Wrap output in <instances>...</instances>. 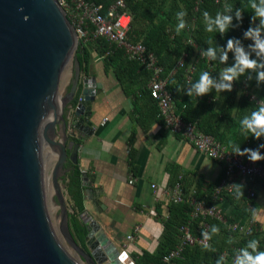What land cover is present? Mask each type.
I'll return each instance as SVG.
<instances>
[{"label": "water", "instance_id": "water-1", "mask_svg": "<svg viewBox=\"0 0 264 264\" xmlns=\"http://www.w3.org/2000/svg\"><path fill=\"white\" fill-rule=\"evenodd\" d=\"M78 43L58 0H0V264H136L88 211L86 247L70 229L68 161L78 163L79 140L94 132L98 91L82 76ZM82 184L90 186L86 172Z\"/></svg>", "mask_w": 264, "mask_h": 264}, {"label": "crops", "instance_id": "crops-1", "mask_svg": "<svg viewBox=\"0 0 264 264\" xmlns=\"http://www.w3.org/2000/svg\"><path fill=\"white\" fill-rule=\"evenodd\" d=\"M104 58L95 51L88 73L82 72L83 77H95L98 91L89 116L94 132L79 140L77 167L87 173L90 182L89 187L83 185L85 210L98 221L115 245L128 252L129 258L138 264L137 259L144 252L157 254L162 247H172V226H177L187 216L186 206L173 204L170 198L179 175H182L187 195L212 200V187L221 179L223 168L218 160L200 151L181 135L171 132L164 124L158 106L148 96L149 75L146 69L131 63L124 54L113 61ZM198 62L192 55L186 69L192 63L196 68ZM220 66L223 69L229 65ZM168 74L177 92L176 102L187 98L197 101V105L199 97L195 94L189 97L185 93L189 87L181 88L174 69ZM79 86L76 101L83 95V85L80 83ZM259 86L253 76L250 88L258 92ZM61 91L64 92L63 89ZM212 92L206 94V99L213 106H193L195 113L201 116L203 123L215 124L217 132L229 145L241 146L244 135L240 126L243 118L239 106L241 89H237L230 111L223 106L222 92ZM248 114L249 109L244 112V115ZM246 147H252L248 138L241 148ZM131 175L133 182H130ZM237 183L243 185L241 192L244 195L237 198L234 191L218 198L217 203L231 217L243 211L247 199V219H255L264 234V185L250 180ZM251 189L255 196L249 198ZM136 225L140 230L134 238L128 239L127 235ZM218 228L219 233L213 234L216 250L223 247L228 255L231 248L228 244L234 236L221 225ZM219 257L198 255L191 250L189 257L185 255L181 261L215 264Z\"/></svg>", "mask_w": 264, "mask_h": 264}, {"label": "built area", "instance_id": "built-area-1", "mask_svg": "<svg viewBox=\"0 0 264 264\" xmlns=\"http://www.w3.org/2000/svg\"><path fill=\"white\" fill-rule=\"evenodd\" d=\"M58 1L65 10L79 42L89 43L103 40L106 44L104 52L101 54L103 57L112 56L121 50L127 59L136 61L141 67L148 70V90L157 103L159 116L164 124L171 132L186 138L200 151L222 164L223 175L214 187L211 202H207L195 195H187L182 182V175H179L173 184L170 192L171 201L176 203L184 202L189 205L188 219L178 227L179 240L177 243L163 254L160 261L156 264H179L180 260L184 259L187 247L202 246L205 243L201 235L202 231H208L211 235L209 219H217L227 224L230 229L238 230L246 235L250 234L251 230L256 226L260 228L252 217L244 222L233 220L217 203V199L228 193H233L236 187L233 183H237L239 180L260 181L264 185V160L252 163L246 157L232 154V148L227 143L199 128L196 121L184 118L177 109L174 95L168 87L170 74H165L164 67L160 64L157 55L142 40L131 41L129 39V32L132 27V13L128 8L127 0H114L107 6L96 0ZM185 23L187 29H190L189 23L186 21ZM262 35L264 37V32H262ZM188 42L194 47L193 56L195 59L204 58L208 67L213 68L212 60L200 55L203 49L192 36L189 37ZM187 56V53H183L175 65L174 72L179 67L184 66ZM194 69V63L187 67V82H192ZM238 87L237 80L234 82L233 88ZM240 88L250 101L255 102L256 105L259 104L261 98L250 88V81L247 79V75L243 77ZM83 100L84 95L79 96L78 102ZM260 143H264L263 137L257 140L256 144L251 148H256ZM261 152H264V149H261ZM133 181L134 177L131 175L130 182ZM254 196L255 192L251 189L248 192V197L252 198ZM139 230L140 226L136 225L133 231L127 235V238H134L135 233ZM206 243L211 246V239L206 241Z\"/></svg>", "mask_w": 264, "mask_h": 264}, {"label": "trees", "instance_id": "trees-1", "mask_svg": "<svg viewBox=\"0 0 264 264\" xmlns=\"http://www.w3.org/2000/svg\"><path fill=\"white\" fill-rule=\"evenodd\" d=\"M97 2H102L106 6L112 3L114 0H96ZM230 4L233 6V12L235 9L240 8L242 11L243 20L242 23H240L239 27L230 28L227 33H225L223 36L214 31V32H206L205 31V24H204V18H203V12L208 11L213 17L216 15L217 12H223L224 11V5ZM127 5L129 10L132 13V27L129 32V39L131 41H138L142 40L147 47L152 50L158 57L160 64L163 65L165 74H168L171 70L175 68V65L177 61L181 58L183 53H187L188 56L186 57L184 66L179 67L175 71V76L179 79L180 83L182 84L181 88L184 89L185 87H190L192 83H195L202 72L208 71L214 79H218L219 72L222 71V68L220 65H222L219 60H212V63L214 64L213 68H209L207 65L206 59L202 58L199 59V62L197 63L196 68L194 69L195 72L193 74L192 82H187L186 80V64L187 61L190 59L192 55H194V47L191 46L188 42V39L190 36H192L195 41L198 43V45L201 47V49H206L209 44L207 41H212V46H224L226 45L227 39L231 37L240 38L242 44L245 46V49L248 50V45L254 43V41L250 39H244L243 38V31L246 30L250 26L251 16L253 15V10L250 7L249 0H127ZM197 6V8H196ZM132 8L137 9L136 12L133 11ZM186 11L187 15L184 17V20L189 23L190 29L185 28L181 30L180 34H177L176 27L179 23L178 20L172 19V16H176V14L180 11ZM140 13L141 20L136 23V13ZM157 15H165L164 19H161L158 24H154L153 28L149 27L147 34L145 33L144 28L142 25L146 22V19L151 20V17H156ZM172 19V20H171ZM136 23V24H135ZM143 23V24H142ZM150 22H147L146 24H149ZM233 23L236 24V20L234 18ZM255 23H259V20L257 19ZM135 26L137 27L138 35H144V38L138 37L133 31L135 29ZM140 27V28H139ZM262 35V34H261ZM263 37V35H262ZM106 44L103 40H99L97 42H79L78 46L74 52V56L78 58L81 71L85 74L88 73L89 67L93 61L94 53L95 51L98 54H102L104 52ZM229 60L227 64L230 66L232 63H234L233 59V53L229 52ZM116 57H122L121 53H114L112 56L105 57L104 59H108L109 61H113ZM252 58H257L255 56V53H252ZM130 61V60H129ZM131 63L135 64L136 66H139V64L136 61H130ZM252 77L256 75L255 72H251L249 70ZM148 72V70H147ZM149 75V72H148ZM247 75V74H245ZM244 75V76H245ZM244 76H241L238 79V85L239 89L241 85V81ZM251 81V80H250ZM168 87L172 91L174 95V100L177 109L182 113L184 118L188 120H193L197 122V126L204 130L205 132L211 133L215 135L218 139L221 141L227 143L225 139L223 138V135L219 132H217L215 124L211 123L208 125L207 123H203L201 116L199 114L195 113L193 106H200L202 108L213 106L212 102L207 101V95L200 96L198 98L199 103L195 105L197 101L192 99L183 98L180 103L176 102V96L177 92L173 88V84L171 80L169 79ZM258 92H253L261 99H264V83H261L259 86ZM238 88H233L230 92H222V97L224 99L223 106H227L226 108L231 109V106L233 105L234 97L237 93ZM214 90V89H213ZM148 96L150 100L156 104V101L154 98L151 97L149 90H147ZM215 93V90L212 92ZM239 106H241V117H243L244 112L247 111V109L255 110L256 104L253 101H250L248 97L244 95V93L241 90L240 95V102ZM158 110V109H157ZM159 111V110H158ZM158 113V112H157ZM243 137L241 140V147L245 144L247 141V138L251 140V146L253 147L257 139L251 136L250 133H243ZM264 139V137H263ZM228 144V143H227ZM229 145V144H228ZM231 148L232 146L229 145ZM68 166L71 167V170L69 172L68 178L66 179V190L68 192L69 198H70V206L72 208V212L69 216V225L71 232L74 236V238L82 245L86 247L85 244V237L87 235L88 229L87 224L82 220V213L85 210L84 207V187L82 184V172L77 167V164H72L70 161H68ZM216 186V185H215ZM212 187V192L214 190V187ZM211 192V194H212ZM199 198H202L206 200L207 202H211L210 199H207L206 197L197 196ZM244 205L241 212L238 214H235L231 216V218L235 221L244 222L247 220V217L249 215L248 210V204L247 199H245ZM183 203L186 207L187 216L183 217V219L177 224V226H172V234L173 237V246L170 248L162 247L160 252L157 254H150L147 252H144L140 258L137 259L138 264H156L160 261L163 254H165L167 251H169L171 248L174 247V245L179 240V232L178 227L187 221L188 219V211H189V205L184 202ZM173 204H179L174 203ZM209 222L211 224V227L213 225L222 226L228 233L233 234V239L229 242V246L231 247L229 249V254L227 255L226 252L222 250L223 247L219 248V251L216 250V245L213 241V234L211 233V248L215 249V251H208L205 250L200 245H194L191 247H187L184 253L186 257L190 255V251L194 250L198 255H214L215 257L221 256L223 253H226L224 257H226V262L224 264H230L232 262L233 257L235 255L236 250L243 248L246 243L251 239H257L259 240V247L261 250H264V234L261 232V228H258L257 226L253 228L250 232V234L246 235L242 232H239L238 230H232L228 227L227 224L217 220V219H209ZM170 223V222H169ZM171 224V223H170ZM192 248V249H191ZM221 253V254H220ZM211 254V255H210ZM228 261V262H227ZM179 264H189L188 262H183L180 260Z\"/></svg>", "mask_w": 264, "mask_h": 264}, {"label": "clouds", "instance_id": "clouds-1", "mask_svg": "<svg viewBox=\"0 0 264 264\" xmlns=\"http://www.w3.org/2000/svg\"><path fill=\"white\" fill-rule=\"evenodd\" d=\"M253 15L251 16L250 26L243 31V38L250 39L254 43L248 45V50L242 44L240 38L231 37L227 39L224 46H212V41L207 43L209 46L200 52V55L209 58L210 60H219L221 64L227 65L229 60V52L233 53L234 63L230 66H226L220 71L219 79H214L208 72L204 71L200 74L199 79L192 83L186 90V94L191 97L195 94L197 97L204 96L213 91L216 92H230L233 89V84L241 76L247 74V79L250 81L253 79L251 72H255V80L257 85L264 83V0H249ZM187 15L186 11H180L176 14L179 21L176 32L180 34L186 26L184 17ZM205 31L206 32H218L222 36L229 31L230 28L239 27L242 23L243 16L240 8L235 9L233 12V6L230 4L224 5L223 12H217L213 17L208 11L203 12ZM236 20V24L233 20ZM259 23L256 24V20ZM252 53H255L257 58H252ZM240 126L243 132L250 133L252 137L260 140L264 137V99H261L259 104L256 105L255 110H252L250 114L244 115L240 120ZM264 143H260L256 148H241L239 144H232L231 153L237 156L246 157L250 162L255 163L264 160ZM235 185V191L237 198L244 195L241 192L242 184L233 183ZM212 234H218L219 228L216 225L211 227ZM203 240L202 247L208 251H215L206 241L211 239V235L208 231H202ZM225 257L221 255L216 260L215 264H224ZM232 264H264V250L259 247V240H249L243 248L236 250Z\"/></svg>", "mask_w": 264, "mask_h": 264}, {"label": "rangeland", "instance_id": "rangeland-1", "mask_svg": "<svg viewBox=\"0 0 264 264\" xmlns=\"http://www.w3.org/2000/svg\"><path fill=\"white\" fill-rule=\"evenodd\" d=\"M134 12L137 11V9L135 8H132ZM137 18H136V23L138 21L141 20V15L140 13H136L135 15ZM151 20L149 19H146V22L142 25V27L144 28L143 30H145V33L147 34L148 30L150 29L149 27H152L154 26V24H158L160 22L161 19H164L165 18V15H157L156 17H151ZM173 20L176 19L177 20V17L176 16H172L171 17ZM171 19V20H172ZM147 22H150L149 24H146ZM135 23V24H136ZM149 26V27H148ZM138 27V26H137ZM137 27L135 26V29H134V33L138 36V37H141V38H144V35H138L137 34ZM140 28V27H139ZM118 53H121V55H123V52L121 50L117 51ZM73 58V57H72ZM72 58L68 61V63L66 64L63 72H62V75H61V79H60V87L61 89L64 90V92H61V93H65L69 90L70 86H71V82H72V78H73V60ZM66 190V189H65ZM67 203H68V207L70 209V212H72V208L70 206V198H69V195H67ZM82 218V217H81ZM83 220V218H82ZM84 221V220H83ZM71 252H73L76 256L78 255L73 249H70Z\"/></svg>", "mask_w": 264, "mask_h": 264}]
</instances>
